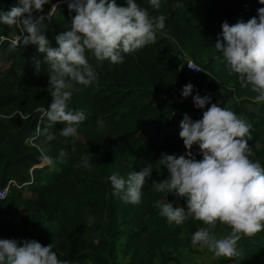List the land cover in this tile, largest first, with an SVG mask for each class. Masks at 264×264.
Wrapping results in <instances>:
<instances>
[{
  "label": "trees",
  "instance_id": "obj_1",
  "mask_svg": "<svg viewBox=\"0 0 264 264\" xmlns=\"http://www.w3.org/2000/svg\"><path fill=\"white\" fill-rule=\"evenodd\" d=\"M60 1L49 0L44 12L36 14L46 17L45 34L52 47H58L55 36L70 28L74 15ZM116 2L126 6L125 0ZM136 2L150 16L165 15V28L154 44L125 55L122 64L97 61L87 53L98 79L89 87L76 85L69 102L71 109L85 112L86 120L74 137L61 136L64 125L57 124L49 129L55 136L50 141L45 133L51 96L44 56L34 45L19 46V40L9 51L21 32L0 24V62L9 64L0 72V188L8 189L0 198V239L54 243L58 258L69 264H180L181 251H193L192 235L206 226L194 219L180 226L168 224L158 205L169 201L186 208V201L158 193L151 185L169 177L167 169L157 166L161 154L179 155L185 147L179 136L184 115L202 118L206 109L194 106L197 93L209 95L212 103L252 125L250 158L264 167V102H256L255 93L228 73L214 47L222 38L223 22H247L264 4L160 0L157 11L149 0ZM16 3L0 0V11ZM182 53L201 68L199 74L188 69ZM188 83L194 91L183 98ZM251 105H257V111ZM98 117L105 121L103 131L97 130ZM149 164L153 173L142 189L141 203L127 204L113 196L112 174L127 178ZM21 210L27 217L18 219ZM219 229L218 223L216 234ZM237 250V256L215 264H264V231L243 236Z\"/></svg>",
  "mask_w": 264,
  "mask_h": 264
},
{
  "label": "clouds",
  "instance_id": "obj_2",
  "mask_svg": "<svg viewBox=\"0 0 264 264\" xmlns=\"http://www.w3.org/2000/svg\"><path fill=\"white\" fill-rule=\"evenodd\" d=\"M68 4L70 28L55 36L58 47L50 46L45 34L44 12L49 0H17L8 11H0V24L20 30L19 46L34 45L44 56L49 71L51 103L45 116L47 140L55 139L49 129L64 125L63 137L77 135L79 125L86 120L83 110H73L69 102L76 85L91 86L98 76L86 54L97 61L124 63V56L134 54L156 42L157 33L165 28L163 14L150 16L146 8L136 0H125L120 6L116 0H62ZM157 11L160 0H149ZM264 4V0H259ZM183 4L174 5L182 8ZM51 18V12L48 14ZM22 42V44H21ZM18 46L13 41L9 51ZM215 50L226 64L230 75L238 77L241 87L255 93L256 102H264V7L247 22L234 25L222 24V38L218 37ZM39 72L40 61L36 60ZM190 69H192L189 66ZM194 85L186 84L182 97L192 96ZM194 106L203 111L202 118L193 120L187 114L180 122L179 136L186 152L181 155L162 153L157 166L166 168L169 177L152 182L158 193H168L186 201V208L166 202L159 204V215L168 224L183 225L194 219L206 227L199 228L191 237L193 246L206 247L216 257L237 256L238 242L243 236L252 237L264 231V167L250 157L252 151V125L227 107L211 102V97H193ZM211 104L210 107H206ZM97 130L106 127L97 118ZM198 147L202 159L193 152ZM65 155L61 151V156ZM87 166V160H84ZM153 167L149 164L139 172H130L125 179L112 174L109 179L113 196L124 203L138 205L142 201V189L151 179ZM218 223L231 231L218 238ZM54 243L47 246L36 240L0 239V264H69L58 258Z\"/></svg>",
  "mask_w": 264,
  "mask_h": 264
},
{
  "label": "rangeland",
  "instance_id": "obj_3",
  "mask_svg": "<svg viewBox=\"0 0 264 264\" xmlns=\"http://www.w3.org/2000/svg\"><path fill=\"white\" fill-rule=\"evenodd\" d=\"M53 12V10H52ZM9 64L0 62V72L5 71L8 68ZM252 111H257V105H251L249 107ZM186 151L184 149L179 150V155L184 154ZM253 155V154H252ZM47 162V159L44 160L43 165H45ZM166 169V168H165ZM115 174H118L121 177L122 174L120 172H115ZM126 179V177H124ZM26 197H30V194L27 193ZM18 219H21L23 217H27V214L21 210V212L17 215ZM231 229L226 225H220V229L217 232V237H223L229 234ZM221 257H216L212 252H210L206 247H200L199 245L193 246V251H187L182 250L181 251V258H180V264H215L220 260Z\"/></svg>",
  "mask_w": 264,
  "mask_h": 264
},
{
  "label": "built area",
  "instance_id": "obj_4",
  "mask_svg": "<svg viewBox=\"0 0 264 264\" xmlns=\"http://www.w3.org/2000/svg\"><path fill=\"white\" fill-rule=\"evenodd\" d=\"M60 2H61V3H66V2H62V0H61ZM60 2H58V3H60ZM58 3H57V4H58ZM18 38H19V37H17V39L15 40L16 42H17ZM181 58H182L183 61L186 62L187 67H188L189 70H191V71L194 72L195 74H199V73L201 72V68H200V67H199V66H198V65H197L192 59H190L186 54L182 53V54H181ZM189 66H190L192 69H190ZM190 117H191L194 121L200 119L199 116H193V115H191ZM193 152H194V154H196L197 159H202V156L199 155V149H198V147L194 146V148H193ZM7 191H8L7 188H2V189L0 188V198L4 197V196L7 194Z\"/></svg>",
  "mask_w": 264,
  "mask_h": 264
},
{
  "label": "crops",
  "instance_id": "obj_5",
  "mask_svg": "<svg viewBox=\"0 0 264 264\" xmlns=\"http://www.w3.org/2000/svg\"><path fill=\"white\" fill-rule=\"evenodd\" d=\"M184 151H186L185 147H183Z\"/></svg>",
  "mask_w": 264,
  "mask_h": 264
}]
</instances>
